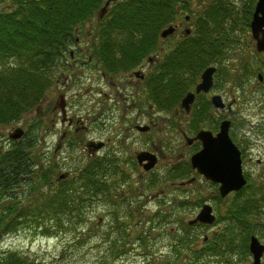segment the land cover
<instances>
[{
  "label": "trees",
  "instance_id": "obj_1",
  "mask_svg": "<svg viewBox=\"0 0 264 264\" xmlns=\"http://www.w3.org/2000/svg\"><path fill=\"white\" fill-rule=\"evenodd\" d=\"M103 1L11 0L9 8L0 9V126L14 123L35 109L55 85V77L65 68L72 69L67 64L70 60L67 50L76 44L75 30L83 26ZM225 5L228 9L223 8ZM181 7L178 0H116L98 25L97 46L92 48V58L111 75L129 71L152 51L154 40L158 43L161 28L183 15ZM231 9L223 3L209 10L208 16H198L195 28L198 35L202 32L203 40L185 41L180 48L182 53L173 54L170 65L163 55L155 76L154 101L158 110L169 109V104L174 105L190 90L200 71L211 63L207 51L211 52L214 45L220 57L218 62L237 46L234 31H244L246 18H239ZM242 63L243 71L238 72L241 74H224L220 63L222 78L230 75L231 79L242 81L241 76L255 71L249 62ZM84 64L82 61L81 66ZM169 68L172 69L170 81L166 71ZM37 120L29 124L28 137ZM40 158L34 137L0 148V238L21 226L44 236L66 231L83 221L91 202L102 199L112 202L113 224L121 218L116 211L119 194L112 191L124 173L116 156L105 154L89 159L57 186H48L51 172L39 176L35 167ZM41 181L44 184H40ZM21 184L29 188L18 190ZM226 203V214L218 210L216 219L218 223L227 218L225 227L212 230L206 241L202 238L199 248L193 247L198 240L196 235H179L174 240L176 257L170 264H202L201 259L207 256L222 257L224 264L245 263L250 256L247 248L250 236L264 239V180L250 179ZM134 214L127 209L126 218L134 219ZM159 218L163 222L170 220L164 213L159 214ZM115 225L122 228L121 224ZM184 228L191 229L187 225ZM147 237V230L138 231L137 239L141 244L148 241ZM125 241L122 234L108 241V257L121 255ZM0 264L38 263L18 252L0 249Z\"/></svg>",
  "mask_w": 264,
  "mask_h": 264
},
{
  "label": "rangeland",
  "instance_id": "obj_2",
  "mask_svg": "<svg viewBox=\"0 0 264 264\" xmlns=\"http://www.w3.org/2000/svg\"><path fill=\"white\" fill-rule=\"evenodd\" d=\"M10 5L11 0H0V9H7ZM192 5L197 9L203 6L199 3H192ZM231 5L229 4V9L232 8ZM231 10L238 14L237 10ZM95 17L96 14L93 15L91 21L84 23L82 32L75 33L76 38L80 39V44H74L67 50L80 55L78 59L85 64L81 66L79 61V64L69 72L70 77L67 80L60 79L48 92L44 104L50 108L56 106L58 111L59 103L57 102L59 96L63 94L68 114L76 119L81 118L88 129L64 139L61 148L55 152L59 136L66 127L63 128L59 124L60 113L55 119H53V115L51 118L45 117L38 132H29L31 136H27V138L34 137L36 149L43 156L42 164L40 165L38 160L35 168L38 170L39 176L51 172V175L48 174V182L55 183L59 173H73L89 160L90 155L84 150V144L89 139L107 142L105 148L97 152V156H103L106 152H116L118 157L126 156L127 158L133 156L135 151L147 148V143L151 141L156 150L162 152V159L159 161L157 169L153 173L145 175L142 180L138 178L139 170L137 168L126 165L125 170L126 173H130V179L126 180L124 187L132 189L119 190V186L116 184V188L112 190L118 193L120 198H118L120 204L116 199V211L121 218L117 219L114 224L111 214L112 202L110 200L105 202L104 199L96 200L89 205V211L83 221L75 226L71 225L66 231L60 230L58 233L44 236L32 228L21 226L15 232L1 237V249L18 252L38 264H170L176 257L174 247L177 244L174 240L179 235L184 233L196 235L198 240L193 247L199 248L204 235L210 234L212 230L225 227L227 218L220 219L212 227L184 228L187 221L194 218L201 205L206 202L213 206L216 217H218L219 211L225 215L227 212L226 201L234 193L219 199L218 190H215L209 184L210 182L200 180L199 183L203 184L199 187L200 190H187V195H185L186 193L178 188L179 179L172 180L173 182L168 180L166 174L170 166L178 163L179 159L188 157L189 151L183 147V140L177 126L168 127L169 120L173 121L171 114L156 110L155 112L151 111V116H149L144 108L124 106L122 102L125 104L130 102L124 96H131L133 101L138 99L141 86H124L127 81L125 76L111 75L109 78H102L101 72L94 74V71L90 70L98 62L94 60L90 62L91 64L86 62L90 51H87L85 42L95 39L96 30H93V27L90 28V23L95 24L96 22ZM234 32L238 38L237 46L228 51L225 59L221 62L224 66V74L226 72L238 74L244 65L242 61L247 62L252 56L247 54L250 49L245 46L248 42L247 33L237 30ZM251 46L254 49V46ZM259 59L255 56L252 57L251 62L254 66ZM262 60H264V56ZM67 62L74 63L71 60H67ZM215 79L217 81L209 95L217 93L226 103L232 99L236 100V103L231 105L235 110L233 120L236 127L233 131L238 138L242 135L248 137L252 144L251 155L250 158L245 159L244 168L251 176L250 179L257 182L260 180L262 172L264 173V135L262 134L264 132V94L261 91L253 90L255 87L253 88L252 85H256L253 79H251V83L247 79L236 81L231 79L230 75L225 79L217 75ZM98 100L108 104L110 109L99 114L101 108L97 106ZM38 109L31 111L16 123L0 126V148L9 147L8 133L15 129L14 126L22 127L28 131L29 124L37 120L41 111L40 107ZM213 110L211 108L209 112ZM224 114L227 113L224 112ZM181 115H175V120L179 127L186 129V119ZM135 122L147 125L152 123L153 128L146 135H141L136 130H127ZM253 127L255 134L260 133L261 136H254V132L251 135L250 129ZM262 127L263 129H260ZM69 140L76 143L72 152H69L68 149L67 142ZM168 146H172V151ZM161 149H164L165 152ZM258 159L262 160L261 163H257ZM49 183L48 186H51L52 183ZM40 184H44V182L41 181ZM148 187L150 188L147 189ZM28 188L29 186L26 184H21L18 190H27ZM188 188L191 189V187ZM155 194H159V196H155ZM183 198L186 200L183 201ZM201 200L203 201L200 204ZM184 202V206H175L177 203L184 204ZM127 209L135 213L134 219L126 218ZM161 213H164L165 218L170 219L169 222L161 221V217L159 218ZM115 224H121L122 228H116ZM171 227L175 228L173 233L169 231ZM140 230H147L149 234L148 241H145L144 244H141L137 239ZM120 234L127 240L123 253L117 257L112 255L108 257L110 254L108 241L117 236L120 237ZM261 242L264 243V239H261ZM220 259L222 257L207 256L201 259V263L224 264ZM250 262L251 258H248L244 264H250ZM262 264H264V259Z\"/></svg>",
  "mask_w": 264,
  "mask_h": 264
},
{
  "label": "flooded vegetation",
  "instance_id": "obj_3",
  "mask_svg": "<svg viewBox=\"0 0 264 264\" xmlns=\"http://www.w3.org/2000/svg\"><path fill=\"white\" fill-rule=\"evenodd\" d=\"M115 1L116 0H104L102 5L105 2H109L107 5V8H106V13L103 16L98 17L99 9L102 6V5H100L92 13L91 17L86 21V22L91 21V19L93 18V15L96 14L95 24L90 23V28L93 27V30H96V34L94 37L95 39L87 40L85 42V44L87 46V51H90L88 56H87V60H86V62L88 64H91L90 62L92 60H94L92 58V48L97 46L98 25H99L100 21H102V19L105 16H107V13L110 10L111 3L115 2ZM178 1H180V3H182L181 9L184 10V12H183L184 18H183V21H180L177 19V20L171 22L174 26H176L175 32L173 34L165 37V38L158 37V43L154 40L153 43L151 44L152 51H150L149 53H147L143 57H141L132 69H130L127 72H123V73L119 74V75L125 76V78L127 79L126 84H124V86H126V85L138 86V87L141 86L140 87V97L138 99L133 101L131 96L130 97L124 96L125 98H128L130 102L128 104H125L124 102H122V103L124 104V106H127V107L134 106L137 108V106H139L141 108H144L146 113L149 116H151V111L155 112L156 110L160 111V112H164V113H169L172 115L173 121L169 120L170 124H168V127L170 128L172 126H177L176 128L179 131V134H181V138L183 140V147L186 148L189 152H188V157L181 158V159H179L178 163L170 166L166 176L168 177V180H170L171 182H173L172 180L179 179L180 181L178 182V188L183 193H186L185 195H187V192H188L187 190H200L199 187L203 185V184L199 183L200 180L207 182V183L210 182L209 184H211V186L215 190L221 189L222 183L211 181L210 179H207L204 175L200 174L197 171V169L192 166L191 158L195 153H198L203 149V143L204 142L199 138L198 139L195 138L198 135V133L200 131H208L212 137H215L216 134L219 132L221 122L223 120H229L230 124H229V129H228V135H229L231 141L238 147V149L240 151V157H241V162H242V171H243L244 177L246 178V181H247L246 185H247L250 181L251 176L246 172V170L244 168V161L246 158H250V155H251L250 150L252 149V147H251L252 144H251V142H249L248 137H246L245 135H242V136H240V138H238V137H236L235 132L233 131L234 127H236L235 121L233 120V113L235 110L231 107V105L235 104L236 100L232 99L230 102H228V104H231L230 108L228 106H226V103L224 104V107L217 108L212 104L211 99H212V96L219 95V94L214 93V94H211V96L209 95L210 92L212 91V89L214 88L215 82L217 81L215 79V77H217V75L219 77L221 76L219 65L222 61L218 62V59H220V57H219V54L217 55L215 53V51H216L215 45L212 48L211 52L207 51L208 57L210 58L211 63H209L205 67V68H207V67H215L216 68L214 70V73H213L212 86L207 92L201 91L199 93H195L194 100L191 103L189 110H186L181 106V100L187 94V92H189V91L195 92L196 85L201 81V75H202L205 68H203L200 71L195 84L190 88V90L183 93V95L180 96V99L177 102H175L174 105L169 104V109H167V110H158L156 107V104L154 101L155 92H156L155 76H156V72H157V64L160 63V61L163 58V55H165L167 57V64L170 65L171 64V58H173L174 55L177 56L179 53H182V50L180 48H182L181 45L185 41H191L194 39L203 40L202 32L199 33L200 35H198L196 32V28H195L196 27V18L198 16H200L201 18L208 16L209 10H211L213 7H215V9H216V6H218L219 4H223V3L227 4L228 6H229V4H232L231 7L235 11L236 10L238 11L237 12L238 14H235V15H237L239 18H241V17L246 18V23H244L243 29H244L245 33H247L248 42H246L247 45L245 44V46H246V48L248 47V49H250L247 52V54L252 55V56H250V58L248 59V61L246 63L249 62L248 65L250 67H252L253 62H251V59L253 56H255V57H258V59H259V57H261L259 59V63L264 65V60H262V57L264 56V52H259L256 49V40L253 37L252 28H251V23H252V20L254 19V14H256L257 17H261L260 21L262 23V31L258 32L259 37L264 34V15H263L262 11L256 13V7H257V3L259 0H178ZM192 3H199L203 6H201L199 9H197V8L193 7ZM235 5H238V6L236 7ZM223 8L228 9V7H226V5ZM263 12H264V9H263ZM83 26H84V24H83ZM83 26L76 28L75 33L82 32ZM136 31H138V30L136 29ZM89 34H90V32L88 33V36H89ZM75 42L77 45L80 44V39L76 38V34H75ZM251 45L254 46V49H252ZM84 55H86V54H84ZM69 56H70V60L74 61V63H71V64H69L67 62V64L72 69H74V67L79 64V61H80V63L82 62L80 59H78L80 57V55H77L76 52H72L70 50ZM225 57H226V53L224 55L223 60L225 59ZM94 61L98 62L97 60H94ZM98 65H99V62L96 64V66L94 65L93 67H91L90 70L94 71V74L101 72L102 78H109L111 76V74L106 72L101 66L98 67ZM68 70L69 69L65 68L63 70V72L60 73L61 75H59V77L57 78L58 82L60 81V79L61 80L66 79L67 80L70 77L69 76L70 70L69 71ZM261 70L262 71H258V69H256L255 71H252L253 73H248L247 75H243L240 78H241V80L247 79V81L249 80L250 82H251V79L254 78L256 85H252L253 88L255 87L253 90L254 91H261L264 94V69H261ZM166 71H167L168 77H170V75H172V69L169 68ZM240 71H243V69L240 68ZM183 72H184V74L186 73V71H183ZM258 73L262 74V77L260 79H258ZM238 74H241V73H238ZM237 77H239V76H237ZM150 79H151V81H150L151 87H150V91H149V87H148L149 82L148 81ZM170 79H171V77L168 78L169 81H170ZM170 83L171 82H169V84ZM120 96H121V94H120ZM169 96H170V91L167 92L168 101H169ZM107 98L110 99L109 97H107ZM114 98L117 99L115 96H114ZM117 103H119V100H117ZM44 104H45V98L43 99V101L41 102V105H40L41 111L39 113V118L44 119L47 116L51 118L53 115V119H55L57 117V115H59L58 113H60L61 118L59 120V124L63 128H64V126L66 127V128H64L63 132L59 136L58 144L56 145V148L54 149L55 152L61 148L62 144L64 143L63 142L64 139L69 138V136H71V135H77L80 131H83V130L86 131L88 129L83 124V120H81V118L76 119L75 117L70 116L68 114V110H67L65 101L63 102V110L60 107H58L59 108L58 111H57L56 106H53L50 108V107L44 106ZM97 106H99V108H101V111L99 112V114L103 113L105 110L110 109V106L108 104H106L100 100H98ZM211 108L214 110L209 112ZM139 112L141 113V111H139ZM224 112H226L227 114H224ZM180 114H182L181 116L184 119H186V124H187L186 129L179 127V124L175 120V115L178 116ZM256 124H254V125H256ZM139 127H142L144 129L141 130V129H139ZM152 128H153L152 123L147 125L145 123L139 124V123L135 122V124H131L130 128H127V130L128 129L136 130L141 135H146L150 132V130H152ZM260 129H263V127ZM250 130L252 131V133H251V135H252L254 132V127L251 128ZM262 134L264 135V132H262ZM255 135L259 136L260 133L255 134V132H254V136ZM92 140L93 139H89L86 141V143L89 141H92ZM104 142H105V146H106L107 142L106 141H104ZM67 144L69 146V148H68L69 152H72L76 143L73 140H69L67 142ZM85 144H84V150L89 154V149L86 147ZM146 146H148V147L141 149V150H138V151H135L134 155L131 157L128 156V158L126 156L118 157L115 154L116 152H106L105 153V154H112V155L116 156L117 159L119 160L121 172H124L120 176V179L118 180L117 185L119 186L118 187L119 190H126V189L131 190L132 189V188L124 187L126 184V180L130 179V176H129L130 173H126V170H125L126 165H127V167L132 166L133 168H137L139 170L138 178L140 180H142L145 177V175L151 174L157 169L159 161H161V159H162V152L156 150V147H154V143L151 141H149V143H147ZM172 146H168V148H170L171 151H172ZM104 148L105 147H103V149ZM91 149H92V147H91ZM161 150L163 152H165L164 149H161ZM142 152L153 155L155 158V164L148 170H146L144 168V165H147L149 163V160L145 159L141 163H139V161L137 159V156ZM70 155L72 156V154H69V156ZM261 161L262 160L258 159L257 163H261ZM41 164H42V162L40 163V165ZM131 170H132V168H131ZM260 180H264V173L263 172H262V176H261ZM151 183H153V181H151ZM188 187H191V189H189ZM115 188L116 187H113V190ZM149 188L150 187H148L147 189H149ZM133 190H135V188H133ZM231 193H235V192H231ZM184 200H186V199L183 198V201ZM183 205H185V203ZM197 226H202V225L197 224ZM249 258H250V256H249ZM263 259H264V256L262 257L261 260L263 261Z\"/></svg>",
  "mask_w": 264,
  "mask_h": 264
},
{
  "label": "water",
  "instance_id": "obj_4",
  "mask_svg": "<svg viewBox=\"0 0 264 264\" xmlns=\"http://www.w3.org/2000/svg\"><path fill=\"white\" fill-rule=\"evenodd\" d=\"M107 5L108 2L100 10L99 17L104 15ZM263 9L264 0H259L256 7V13L262 11L264 15ZM260 20L261 17H257L256 14H254L251 28L253 37L256 40V49L258 51H264V34L260 37L258 34V32L262 31V23ZM174 30V27L169 26L161 32V36L166 37L172 34ZM214 70V67H207L203 71L201 81L196 85L195 92H189L182 99L181 106L184 109L189 110L190 105L194 100L195 93L201 91L207 92L211 88ZM259 78H261V75H259ZM211 100L215 107H224V103L219 95L212 96ZM227 106L229 107L230 104ZM229 124V120L222 121L219 132L215 137H212L208 131H200L195 138H199L204 142L203 149L200 152L195 153L191 158L192 166L196 168L200 174L214 182L222 183L221 189L219 190L222 197L226 196L229 192L241 189L246 184V180L242 174L239 149L231 141L228 135ZM139 129L143 130L144 128L139 127ZM22 134L23 130L21 128H16L9 136L13 139H17L20 138ZM102 146L103 143L101 142H90L87 144V147L92 152ZM137 159L139 163L145 159L149 160V163L144 165L146 170L150 169L155 164L154 156L145 152L140 153L137 156ZM61 177H63V175H61ZM214 220L215 216L212 214L211 206L204 204L196 217L189 221V224L191 225L197 222L211 224ZM249 249L253 257L252 264H260L261 257L264 253V245L253 236L250 240Z\"/></svg>",
  "mask_w": 264,
  "mask_h": 264
}]
</instances>
